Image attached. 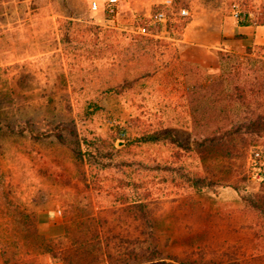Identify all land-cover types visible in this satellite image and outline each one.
<instances>
[{"label":"rangeland","instance_id":"rangeland-1","mask_svg":"<svg viewBox=\"0 0 264 264\" xmlns=\"http://www.w3.org/2000/svg\"><path fill=\"white\" fill-rule=\"evenodd\" d=\"M173 1L166 8L163 0H117L111 16L109 0H0V264L23 258L35 264L47 253L46 239L86 237L99 247L94 236L103 229L94 218L113 220L104 230L109 237L120 234L115 228L128 206L118 204L116 192H154L148 205L161 215L160 247L178 256L219 239L210 229L216 212L247 213L256 224L250 199L264 182L249 159L264 150V133L232 158L196 151L192 142L197 132H244L251 120L264 121V48L216 44L220 22L229 16L237 22L234 9L264 23V1ZM182 7L187 16L179 14ZM160 9L166 20L157 22ZM167 128L191 141V150L138 142ZM49 131L64 140L46 137ZM84 137L112 141L114 161L131 166L90 171ZM76 141L84 156L74 153ZM163 157L166 167L181 171H153ZM193 185L198 194L190 192ZM55 213L68 240L48 237L33 223ZM137 227L141 250L152 236ZM236 234V246L252 247V233ZM92 258L84 260L97 262Z\"/></svg>","mask_w":264,"mask_h":264},{"label":"trees","instance_id":"trees-1","mask_svg":"<svg viewBox=\"0 0 264 264\" xmlns=\"http://www.w3.org/2000/svg\"><path fill=\"white\" fill-rule=\"evenodd\" d=\"M250 18H247L245 22H240L239 25L246 26L254 24ZM259 22V23H258ZM257 25H264L263 22L260 23V20L255 22ZM69 35L65 34L63 36V43L68 42ZM235 91L236 88H235ZM103 91L102 94H106ZM230 129L228 131H223L220 127L215 128L212 131L207 133L197 132L193 137V144L195 145L194 150L196 151H212L215 154H221L225 158H232L235 154L246 152L248 147L253 145L258 138L264 133V121L260 120H251L245 127V131ZM74 132V131H72ZM54 135L58 140H64V135L60 131H49L45 136L49 137ZM35 139H39L41 136L39 134L32 136ZM250 141H248V139ZM237 140L238 145L233 141ZM98 140H88L84 137V142L86 143V158L87 162L90 165V171L96 169L97 171H105L107 168H116V167H130V164L114 161L115 157L113 155V144L110 140L101 139L102 143ZM138 142L141 145L144 144H171L174 145L179 150H191L190 142L181 139L177 135V131L173 128H167L161 131H156L154 133L143 134L141 135ZM74 153H77L80 156H84L80 150V145L77 143L73 146ZM190 148V149H189ZM176 158H179L178 156ZM156 167L153 171L166 175V173H179L180 168L171 170L170 167H166L167 159L164 157L156 163ZM136 166H141L136 164ZM136 173V172H135ZM260 173L262 175L261 182H264V164L260 167ZM258 193H255L250 199V208L251 214L256 218V224L252 221L249 224L250 229H252V235L254 236L253 242L256 240V243L253 247L252 254L255 255L254 259H248L246 256L247 250L251 247H248L243 252L242 247L235 245L234 250L230 248L228 251L226 247L222 245L215 246L210 244L209 249L204 250L203 247L197 246L194 249L184 251V255L178 256V254L173 253V251L168 250V245L165 248L160 247V239L158 237V229L160 226V217L161 215H154L149 209V201L154 196V192L151 189H143L141 192L131 191L129 197L128 194L115 193L117 202L119 205L128 206L127 210H122L124 218L121 220L122 223H118L121 226L120 234L113 237H120L121 242L115 243L113 237L105 234V228L110 224H113V220L106 218L103 222H97L96 218L93 219L95 227L102 230V240L104 242V249L107 251L108 260L110 264H264V189L262 188ZM192 187L195 190H191V193L198 194L201 188L196 185ZM238 191V189L235 187ZM187 192V191H185ZM135 193V194H134ZM191 195V194H189ZM246 202V200H245ZM135 207L137 214H135ZM126 208V207H125ZM26 215H23V218ZM22 218V219H23ZM26 218V217H25ZM92 221V220H90ZM135 222L137 223V229H140V226L143 227L149 235H151L150 244L144 246L141 250H135ZM37 226V219L33 222ZM99 224V225H98ZM141 235V231H139ZM68 233V229H67ZM98 234V232H97ZM96 239L95 246L92 244V240L86 237H83V240H73L72 242L76 245L74 249L68 250V248L62 243L51 244L53 239H46V251L52 256L53 259H64L68 264H71L74 260L77 259L78 262L83 261L85 255L95 254L96 259L92 258L94 261L100 262L102 245L101 236H94ZM123 240V241H122ZM123 242V243H122ZM142 245V244H141ZM99 248V249H98ZM238 248V249H237ZM64 249L66 251H61ZM113 250V251H112ZM240 252V255H237V252ZM249 251V250H248ZM232 256H235L236 261H232ZM249 256V255H248ZM244 257V258H243ZM83 258V259H82ZM243 258V259H242ZM5 264H32L27 258L21 260L11 259V261H5Z\"/></svg>","mask_w":264,"mask_h":264},{"label":"crops","instance_id":"crops-1","mask_svg":"<svg viewBox=\"0 0 264 264\" xmlns=\"http://www.w3.org/2000/svg\"><path fill=\"white\" fill-rule=\"evenodd\" d=\"M264 1V0H261ZM257 2V1H256ZM54 17L55 14L51 15ZM59 17V15H57ZM21 21H26L28 18H21ZM220 27V31L222 37L216 42V44L221 45L225 48H230L234 46H250L254 47H261L264 48V25H246L241 26L239 25L233 17H227L224 21L220 22L218 25ZM203 206V205H201ZM218 213V214H217ZM218 222L212 221L211 227L212 228V235L217 236L219 239L214 240L213 244L215 246L222 245L226 247L229 251L230 248L234 250L235 245L237 244L236 240V233H240L243 230H247L248 232L252 233V229H250V217L247 213H239L235 210L220 211L216 212L212 215L211 219H215ZM60 217L58 214H39L37 216V227L45 233L48 237H58L64 238L68 240L67 236V229L65 228V224L63 221H60ZM237 219L242 222V227L237 228ZM118 223L115 229H118ZM118 234V233H113ZM64 240V241H65ZM102 245L101 251V259L100 262H93V261H83L78 262L77 259L74 260L71 264H110L108 260L107 251L104 249V242L102 237L100 239ZM256 243V240L253 242V247ZM65 248L67 247L68 250L74 249L76 245L72 241H68L63 244ZM243 244H241L242 247ZM253 247L247 250V258L254 259L256 257L252 254ZM61 251H66L61 249ZM113 251V250H112ZM242 251H245V248L242 247ZM249 255V256H248ZM264 255V254H263ZM244 258V257H243ZM242 258V259H243ZM29 261V260H28ZM232 261H236L235 256H232ZM30 262V261H29ZM35 264H67L64 259H53L52 256L47 252L42 257L39 258V261H36ZM69 264V263H68Z\"/></svg>","mask_w":264,"mask_h":264},{"label":"built area","instance_id":"built-area-1","mask_svg":"<svg viewBox=\"0 0 264 264\" xmlns=\"http://www.w3.org/2000/svg\"><path fill=\"white\" fill-rule=\"evenodd\" d=\"M117 0H109V4L108 7L106 8V12L113 16L117 13V5H116ZM163 6L166 8H170L174 6V1L173 0H163ZM92 9L93 10H97L98 9V4L96 2H93L92 4ZM179 14L181 16H187L188 10L184 7L179 8ZM234 16L237 18V23L239 24L240 22H245L246 18H243L238 9H234ZM155 20L157 22H161V21H165L166 20V12L164 11V9H160L155 13ZM249 164H256L255 168L257 170V174L256 177L259 180H262V175L260 173V167L261 165H259V163L263 164L264 163V150H257L253 153V155L251 156V158L249 159ZM258 162V163H257Z\"/></svg>","mask_w":264,"mask_h":264}]
</instances>
